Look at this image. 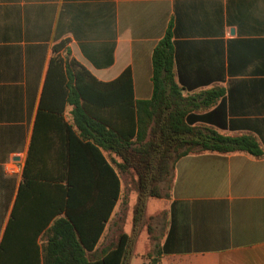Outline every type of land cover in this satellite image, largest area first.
Here are the masks:
<instances>
[{
  "label": "crops",
  "instance_id": "crops-1",
  "mask_svg": "<svg viewBox=\"0 0 264 264\" xmlns=\"http://www.w3.org/2000/svg\"><path fill=\"white\" fill-rule=\"evenodd\" d=\"M170 24L169 84L177 85L178 98L195 113H210V127L221 135L254 139L263 154L180 157L169 194L148 199L161 201L149 212L158 235L148 226L138 235L133 211L129 221L112 220L123 202L122 159L94 138L110 124L120 137V106H106L105 92L126 69L134 99L153 97V52ZM54 56L63 65L51 66ZM68 66L86 69L102 91L89 104L92 114L84 108L80 126ZM88 142L114 168L119 198L87 257L98 252L101 259L125 233L130 262L143 264L160 250L159 264H264V0H0V264H45L74 148L87 173ZM103 174L113 195L115 181L104 167Z\"/></svg>",
  "mask_w": 264,
  "mask_h": 264
},
{
  "label": "trees",
  "instance_id": "trees-1",
  "mask_svg": "<svg viewBox=\"0 0 264 264\" xmlns=\"http://www.w3.org/2000/svg\"><path fill=\"white\" fill-rule=\"evenodd\" d=\"M172 24L153 52L154 94L150 100H135L130 69H126L114 82L115 90L105 92L106 106L113 102L120 106L121 132L104 131V137L94 138L99 146L119 155L121 173L132 168L137 174L138 200L134 209V225L138 227L144 216L150 197H163L158 184L171 173V166L182 156L202 151L230 152L248 151L262 155L257 142L249 137L231 138L213 130L210 113L198 114L194 107L178 98L177 85H170L174 68ZM64 44L55 46V52ZM68 53H70L68 51ZM63 65V59L54 56L51 66ZM73 66L76 65L71 61ZM69 64V66H70ZM67 67L68 75L74 80L75 119H86L84 108L92 114L89 104L96 102L102 91L94 87L97 80L86 69ZM89 77L87 80L86 78ZM80 100H84L81 106ZM118 130V129H117ZM83 136L89 138L83 133ZM79 140V139H78ZM90 155L88 172L82 174L83 165L76 158L69 164L64 180L67 182L65 197L59 201L58 219L48 231L44 248L45 264H130L131 250L128 235L123 233L118 242L103 250L102 258L91 260L87 251L95 250L112 211L119 198V178L100 149L92 142L86 144ZM80 153V152H79ZM103 167L115 181V192L108 194ZM87 175L88 182L82 180ZM83 186V187H82ZM88 189V194L85 189ZM167 196V195H166ZM160 250L148 254L152 264H159Z\"/></svg>",
  "mask_w": 264,
  "mask_h": 264
},
{
  "label": "rangeland",
  "instance_id": "rangeland-1",
  "mask_svg": "<svg viewBox=\"0 0 264 264\" xmlns=\"http://www.w3.org/2000/svg\"><path fill=\"white\" fill-rule=\"evenodd\" d=\"M173 166H171V173L170 175L166 176L163 181H160L158 184L159 191L165 197L166 195L169 194L172 181H173ZM123 178V183L125 186V189L123 191V202L120 206V210L118 211V218L113 217V219H118L120 218L122 223L125 221H129V217L131 216V211L134 213V209L138 200V192H137V174L134 169L129 168L127 170L123 171L122 174ZM154 197V196H153ZM156 197V196H155ZM162 198V197H159ZM161 201L157 198H153L148 202V209L146 208L144 212V216L142 217V220L139 222V227L137 228V233L138 235L140 234L141 231L147 230V226L149 228V231L152 232V235H158V230L156 228V214H149V212L152 210H159L161 209ZM113 230V231H112ZM114 231V226L111 227V235ZM116 234L119 235V233L116 232ZM152 250H155L154 247ZM156 251V250H155ZM88 257L93 260L98 257V252L96 253H88ZM130 262V261H129ZM142 259H136V257H133L131 259L130 264H141ZM154 261L152 260H144L143 264H152Z\"/></svg>",
  "mask_w": 264,
  "mask_h": 264
}]
</instances>
